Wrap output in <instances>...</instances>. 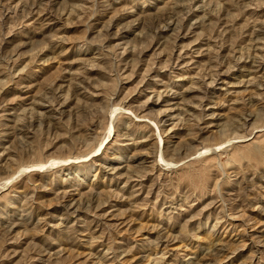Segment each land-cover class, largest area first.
Returning a JSON list of instances; mask_svg holds the SVG:
<instances>
[{"label": "rangeland", "instance_id": "obj_1", "mask_svg": "<svg viewBox=\"0 0 264 264\" xmlns=\"http://www.w3.org/2000/svg\"><path fill=\"white\" fill-rule=\"evenodd\" d=\"M0 264H264V0H0Z\"/></svg>", "mask_w": 264, "mask_h": 264}]
</instances>
